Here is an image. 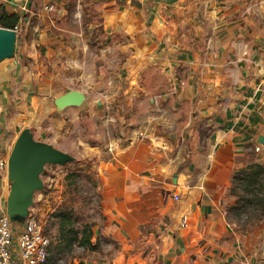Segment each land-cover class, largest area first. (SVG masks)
<instances>
[{"label":"rangeland","instance_id":"obj_1","mask_svg":"<svg viewBox=\"0 0 264 264\" xmlns=\"http://www.w3.org/2000/svg\"><path fill=\"white\" fill-rule=\"evenodd\" d=\"M1 2L20 21L15 56L0 64L11 73L10 81L0 77V133L15 143L29 128L74 158L45 167L29 211L52 239L49 264L104 262L121 252L105 233L102 163L131 158L156 178L193 170L215 144L212 133L240 116L243 96L264 100V0ZM71 91L85 102L59 109L55 100ZM248 109L242 115L264 125V106ZM262 132L252 134L251 155ZM237 195L223 201L240 236L234 251L240 264H264V211L240 208ZM60 215L78 229L93 225L97 248L58 251ZM24 219L12 218L15 230Z\"/></svg>","mask_w":264,"mask_h":264},{"label":"crops","instance_id":"obj_2","mask_svg":"<svg viewBox=\"0 0 264 264\" xmlns=\"http://www.w3.org/2000/svg\"><path fill=\"white\" fill-rule=\"evenodd\" d=\"M10 74L8 66L0 69L3 81H10ZM238 89L243 90L241 84ZM250 97L241 98L246 103L245 108L239 117L232 119L228 128L221 130L220 125V130L212 133V137L216 136L215 144L204 154L207 155L205 161H197L193 170L170 176L166 175L170 173L160 174L156 178L146 174L145 164L131 158L124 160L122 156L118 159L114 156L116 162L102 163V170L109 169L107 177H101L99 183L107 218L105 233L120 244L121 252L107 261L87 260L85 264L241 263L234 251L240 236L227 219L223 201L237 170L264 164L261 145H256L261 148L256 155L247 150L254 142L252 134L264 131V125L252 122L257 121L258 115L254 120L251 115H242L243 111H250L248 108L262 111L264 100L259 99L261 106L255 105L252 102L256 98ZM13 145L11 134L7 137L6 133H0V214L6 211L12 186L8 168L1 164L8 162ZM174 195L179 196V201L174 200Z\"/></svg>","mask_w":264,"mask_h":264},{"label":"water","instance_id":"obj_3","mask_svg":"<svg viewBox=\"0 0 264 264\" xmlns=\"http://www.w3.org/2000/svg\"><path fill=\"white\" fill-rule=\"evenodd\" d=\"M17 31L0 27V64L13 59L16 52ZM86 97L80 91H71L55 100L59 109L81 106ZM258 144L264 148V135L258 137ZM74 158L53 145L36 141L29 128L24 129L16 139L8 159L9 179L12 182L7 201L10 219H26L34 198L44 187L42 174L47 165L66 166ZM23 222V223H24Z\"/></svg>","mask_w":264,"mask_h":264},{"label":"trees","instance_id":"obj_4","mask_svg":"<svg viewBox=\"0 0 264 264\" xmlns=\"http://www.w3.org/2000/svg\"><path fill=\"white\" fill-rule=\"evenodd\" d=\"M20 21L18 13H8L5 9H0V26L7 29L15 30ZM71 178V177H69ZM241 190L243 195H239L238 205L240 208L256 207L264 211V164H252L234 173L232 187L230 192L232 196H238ZM59 222V244L56 249L70 248L78 245L82 248L94 250L97 245L94 244L93 225H85L82 229L72 226V217L60 215ZM53 247V243H52Z\"/></svg>","mask_w":264,"mask_h":264},{"label":"built area","instance_id":"obj_5","mask_svg":"<svg viewBox=\"0 0 264 264\" xmlns=\"http://www.w3.org/2000/svg\"><path fill=\"white\" fill-rule=\"evenodd\" d=\"M1 167L8 168V162ZM51 249L52 239L35 217L29 216L18 231L6 211L0 214V264H49Z\"/></svg>","mask_w":264,"mask_h":264}]
</instances>
